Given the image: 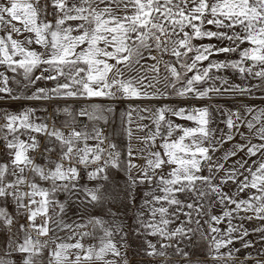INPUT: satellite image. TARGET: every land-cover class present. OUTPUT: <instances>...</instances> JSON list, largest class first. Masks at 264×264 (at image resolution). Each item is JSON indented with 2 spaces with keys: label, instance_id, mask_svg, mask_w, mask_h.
Returning <instances> with one entry per match:
<instances>
[{
  "label": "snow or ice",
  "instance_id": "6c2138e0",
  "mask_svg": "<svg viewBox=\"0 0 264 264\" xmlns=\"http://www.w3.org/2000/svg\"><path fill=\"white\" fill-rule=\"evenodd\" d=\"M49 7L52 20L47 19ZM0 26L6 30L0 35V66L4 69L0 71V93L13 100L168 99L174 95L211 101L225 96L251 98L254 90L264 91V0H0ZM22 32L32 35L13 38V33ZM205 39L218 43H194ZM33 43L43 51L33 49ZM145 53L156 63L146 69L141 65V70L156 76L152 80L142 74L126 77L122 68L133 69L146 58ZM221 54L225 59L214 58ZM164 55L172 59L164 62L162 91L157 85ZM227 71L260 83H233L222 74ZM8 72L22 76L11 78L22 90L38 81H51L54 86L36 87L27 97L13 95ZM214 107L221 111L220 105ZM62 111L70 119L51 127L36 116L35 108L0 115L4 148L0 153V230L9 234L8 247L20 254V264H120L126 256L121 248L126 247L127 237L122 210L126 214L129 208L135 210V231L143 241V256L151 258L148 264H168L169 250L188 259L180 245L191 243L197 232L207 241L213 264H264V108L242 104L235 110L223 109L227 131L219 137L220 130L212 127V106L164 104L141 109L149 115L140 120H151L154 125L150 129L137 124L138 131L149 129L140 138L145 145L141 151L148 152L143 164L133 162L131 146L127 161L122 160L116 144L105 147L107 137L102 129L79 127L68 107ZM105 112L114 109L92 105L78 115L107 123ZM127 115L131 123V112ZM172 117L195 126L175 123ZM127 134L131 138L130 128ZM236 135L243 142L234 143L214 160V154ZM38 136L47 138L41 152L43 164L34 156L41 150ZM158 139L160 150L151 151ZM239 152L244 156L225 168ZM252 157L258 159L249 164ZM205 166L207 175L203 174ZM120 171L126 176L123 185L115 178ZM221 171L224 175L214 182ZM82 172L93 186L80 183ZM228 182L236 185L235 193L223 190ZM141 185L151 187L137 205ZM60 193L77 198L82 194V202L106 208L104 215L111 219L91 216L87 223L75 225L57 221V227L71 234L66 239L57 237L49 248L48 239L40 238H48L51 231L50 207L58 208V214L64 212L65 204L57 199ZM241 193L247 196L238 198ZM216 204L223 207L218 215L211 213ZM9 205L14 211H9ZM193 213L207 218L201 224ZM38 217H43L42 223L36 222ZM21 219L25 222L20 223ZM245 221L261 224L250 231ZM193 222L198 226L195 229L190 226ZM222 223L227 225L224 229L219 227ZM253 233L259 234L260 254L253 257L249 252L240 261L242 250L255 247L248 239ZM85 238L98 243L85 245ZM0 264L6 261L0 258ZM123 264L128 261L124 259Z\"/></svg>",
  "mask_w": 264,
  "mask_h": 264
},
{
  "label": "rangeland",
  "instance_id": "374dc122",
  "mask_svg": "<svg viewBox=\"0 0 264 264\" xmlns=\"http://www.w3.org/2000/svg\"><path fill=\"white\" fill-rule=\"evenodd\" d=\"M101 7H103V5H101ZM113 7L115 8V5H113ZM119 11V10H117ZM49 15L47 16L48 20H52L53 19V14H52V9L51 7H49L48 9ZM70 23H76V22H70ZM17 27H21L19 25H16ZM5 30V29H4ZM6 31V30H5ZM25 33V32H22ZM14 34V33H13ZM194 43L196 44H208V43H213L216 44L218 43L215 40L209 41L207 39L205 40H197L194 41ZM152 55H156L158 57V59H160V55L159 53L153 51L151 53ZM145 59L141 60L139 65H134L133 69H128V68H122L123 72H127L128 76H135L138 74H142V75H147V77L149 78V80H152L153 77L156 76V73L151 72V71H147V70H141V65L145 66V69L147 68V66L153 65L156 63V61H153L149 58H147V53H145ZM215 59H220L223 60L225 59V55L221 54L218 57H214ZM235 58V57H233ZM172 58L168 55H164L162 57V61L160 63V72H159V77L158 79L160 80V83L157 85L158 88H160L162 91H165L164 89V76L166 75L165 69H164V62L170 61ZM207 63V62H205ZM37 75L39 74V71H37L36 73ZM223 75L227 76L231 82L236 83V84H241V85H248V84H258L260 83L258 80L252 79V78H248V79H242L240 78L237 74L231 72V71H227L222 73ZM154 82V81H153ZM40 84L41 87H53L54 83L51 81H38L36 83V85L32 86L29 88V91L31 93H33L35 91V88L38 87ZM9 86L12 89H15L13 91H18L19 87L15 82H10ZM149 91H152V89H149ZM167 91H171L170 89H167ZM23 94H25V92H23ZM2 98H4L3 96H0ZM0 98V103H3L4 101H2L3 99ZM7 99H11L10 97H6ZM2 99V100H1ZM63 100V99H61ZM23 101V102H22ZM25 99H17V100H13L11 102V110L10 112H18V111H23L26 108H33V106L35 104H37L39 100H33L30 103L26 105L24 103ZM65 101V107H68L73 114L76 117V121H77V125L83 123L84 125L80 126V127H86V129L88 131H91V129L93 127L96 128H100L103 129L104 127L107 129L109 136L115 141L116 145L119 147L121 146V142L120 141L122 139V134L124 132V128H125V111H126V106L129 105V103H135L134 105H147V104H151V105H158V106H162L164 104H167L169 106L172 107H200V106H204V105H209L212 106V112H213V120L214 123L212 124L213 128H217L220 131H217L216 135L217 137L220 136L221 131L226 132L227 128L226 125L223 123V121L226 119V116L223 115V109H231V110H235L238 107H241L242 104H247L250 106H255L257 108H264V91L256 89L253 92V95L251 98L249 97H237V98H233L231 96H225L222 98H217L211 101L208 100H193L191 98L188 99H182L179 97H176L174 95L170 96L168 99H120L119 101L113 100L112 98H108V97H94L91 99H84V98H77V99H67V100H63ZM8 102V101H7ZM13 104H17V105H13ZM1 105V104H0ZM92 105H99L101 108L103 109H107L108 107H111L114 109V112L112 113H107L105 112L104 114L108 117V121L107 123H105L104 121H90L86 116L85 117H80L78 115L79 111L83 108H91ZM215 105H220L221 106V111H216L215 110ZM28 106V107H27ZM3 110V111H2ZM9 111V109H7ZM4 109H1L0 107V115L3 114ZM124 114V116L122 117L121 114ZM66 119H70L69 117L65 116L63 118L62 123L66 120ZM241 131L246 132L247 130L244 128H241ZM236 142H243L241 140V137L239 135H236L235 140L234 141H230L228 143H225L223 145V147L217 151L214 154L213 159L214 160H219V158L223 155L224 151L232 148L233 144ZM256 142V141H254ZM90 144H94V141H89ZM54 155V154H53ZM124 156V154H123ZM244 156L243 152H239L236 156L231 157L226 163H225V168H229L232 167L234 162L239 160L241 157ZM258 159V157H252L251 159H249V164H251L252 160ZM223 162V161H220ZM205 175L208 174L207 172V167L205 166L204 168V172ZM224 172L221 171L219 173H217V181L214 182H218L219 177L223 176ZM242 179V177H241ZM81 184H87L89 187L93 186V182H89L88 179H84L80 181ZM120 183V182H119ZM120 184H124V182L120 183ZM223 190L225 192H228L229 194H233L236 192V185L228 182L227 184L223 185ZM79 198H77L76 195H71V194H66L65 195V209L64 212L61 213L60 218H58L57 220H55L53 223H51L50 229L52 231V233L54 234V238L53 240H56L57 237H59L60 239H66L71 233L68 229H61L60 227H57V221H63L66 224H72L75 225L76 223H87V221L89 220V218L91 216H101L104 215V213L106 212V208L102 209L101 207L97 206L96 208H93L91 205L86 204L83 201V195L79 194ZM137 202L141 201L143 199V192L140 190L137 194ZM247 193H241L240 196L238 198H242V197H246ZM181 199H185L184 196L180 197ZM190 201V198L189 200ZM207 207V205H206ZM218 208H215V205L212 207L211 209V213L212 214H220L221 211L223 210V207L221 205L218 204L217 206ZM207 210V208H206ZM207 217H204V219H206ZM196 219V218H195ZM199 219V218H198ZM204 219H203V223H204ZM234 223H238L239 220H235L233 221ZM194 222L192 223V225H190L191 227L193 226L194 228L196 227V225ZM261 222L260 221H252V222H248L245 221V227H247L250 231L253 227H258L260 226ZM226 223H222L221 225H219V227H221V229H224L226 227ZM198 227V226H197ZM196 227V228H197ZM204 228L206 230L207 226L204 225ZM1 231V230H0ZM78 238V237H77ZM248 239L252 240L255 242V247L251 248L250 250L252 252L255 253H260L258 250L262 249V245L260 243L259 240V234L258 233H253L252 235H250L248 237ZM5 240L4 239H0V245L4 244ZM184 250L185 249H192L193 252H196L198 254H201V256H197V257H193L192 259L195 260L196 264H213V261L211 260V256L208 254V248H207V241H203L200 239L199 236V232H197L196 236H193L192 238V242L188 243L187 241L182 242L180 245ZM235 247L239 248L240 244L237 242L235 244ZM255 257V256H253ZM244 257L239 256V260L243 261ZM10 261L8 260V258H6V264H9Z\"/></svg>",
  "mask_w": 264,
  "mask_h": 264
},
{
  "label": "crops",
  "instance_id": "0c3cea01",
  "mask_svg": "<svg viewBox=\"0 0 264 264\" xmlns=\"http://www.w3.org/2000/svg\"><path fill=\"white\" fill-rule=\"evenodd\" d=\"M17 25H19V24H17ZM19 26H21V25H19ZM4 34H5V30L2 26H0V35H4ZM30 35H32V34L27 33V32L21 33V34L14 33L13 38L18 39V40H23L26 36H30ZM31 47L37 51H43V49L39 45H36L35 43H33L31 45ZM110 62L115 63V61H110ZM3 70H4L3 66H0V71H3ZM124 74L126 77L128 76L127 72H124ZM7 75H9V77H10V82H14V80L11 79L13 77H15V79H22V76L19 74H14V73L8 72ZM38 85H39L38 87H41L40 84H38ZM13 90H15V89H13ZM23 92H25V94H23ZM31 94L32 93L29 91V89L22 90L19 88L18 91L17 90L13 91V95H20V96H24V97L30 96ZM0 96L4 97V98H2L3 100L1 99L2 101H4L3 103H0L1 109H4V111L10 112L11 105H12L11 104L12 99H9V98L7 99L6 97H8V96L6 94L0 93ZM24 99H25L24 103L26 105L31 104L30 102L33 101V100L26 99V98H24ZM134 104L135 103H131V104L129 103V105L126 106L127 109L125 111L126 112L125 113V115H126L125 116V128H124V132L122 134V139L120 140V141H122L121 146H119V147L117 146V148L124 154L122 160L127 161V159H128L127 151H128L129 146H131L132 151L135 153V158H134L133 162L138 163V164H143L144 163V157H146L148 155V152L147 151H143V152L141 151L142 149L145 148V145L141 142L140 138L147 135L149 129H145L144 131H138L137 130V124H147V125H149L150 129H154V125H152L151 120H148V119L140 120V116H148L149 115L148 112H142L140 110L144 109V108H153L154 109V108L160 107V106H158V105L155 106V105H151V104H147V105H134ZM13 105H17V104H13ZM170 107H172V106H170ZM7 109H9V111ZM134 109H135V111H133ZM129 112H131V123H129V117L127 115ZM172 119L175 121V123H178V124H184L186 126H195L192 122H189V121L180 120V119H177L175 117H172ZM129 128L132 130V133H133L131 138H129V136L127 134V129H129ZM113 142H114V144H116L114 140H113ZM159 144H160V140L158 139L156 142V146L151 148L150 150L151 151L160 150ZM112 172L116 173V170L113 169ZM115 178L120 183L121 182L123 183L126 179V176H125V173L123 171H120L116 175ZM121 185H123V184H121ZM150 187H151L150 185H141L139 187L137 193L140 190L142 192L147 191V190H149ZM140 202L138 201L137 205ZM188 202H190V201H188ZM217 206H218V204L215 205V208H218ZM134 211L135 210L133 208H129L126 210V214H124L125 210H122L123 223L125 225L124 231L127 233V237H126V241H125L126 247L121 248V252L126 253V256H122L120 258V264H123L124 259H126L128 261V264H141L142 261L144 262V264H148V260L151 259V258H145L143 256V252L141 249V245H142L143 241H142L141 237L137 236L136 231H135ZM185 211H187V209H185ZM101 216H103V218L106 220L111 219V217L106 216V215H101ZM193 217H194V219L195 218L201 219V224H203L204 217H197L195 215V213H193ZM180 219L184 220L185 217L183 215H181ZM193 225H196V224H193ZM196 227H197V225H196ZM192 228H194V227L192 226ZM87 230L91 231L92 230L91 226H89V228ZM99 234L100 233H97V235H99ZM116 239L119 240L120 237L117 236ZM83 243H85V245H87L90 243H98V241L95 239H91V238H85L83 240ZM185 251H187L189 254L188 259H183L180 256L174 255L171 253V250H169L168 264H196L195 260H193L192 258L197 257V256H201V254L193 252L192 249H185ZM249 252L251 253L252 256H257L260 254V253L252 252L250 249H248L246 251L242 250L238 254V256L245 257L246 255H248ZM44 256H45V254H44ZM108 259H112V257H108Z\"/></svg>",
  "mask_w": 264,
  "mask_h": 264
},
{
  "label": "built area",
  "instance_id": "2783aa9c",
  "mask_svg": "<svg viewBox=\"0 0 264 264\" xmlns=\"http://www.w3.org/2000/svg\"><path fill=\"white\" fill-rule=\"evenodd\" d=\"M120 99H116V101H119ZM38 103L35 104L33 106V108L36 109V116L40 117L42 119H45L46 122L49 124V126L51 127L53 125V123L56 124V126H60L62 124L63 118L66 116V114L62 111V109L65 107V101L63 100H53V101H37ZM84 125L83 123H81L80 125L78 124V126H82ZM103 133L104 135L107 137V141L105 144V147L107 146L108 143H114L113 140L109 137L108 131L107 129L104 127L103 129ZM38 139L41 142V150L38 151L37 153L34 154L36 160L38 163H44V159L41 155V152L45 146V144H47V138L43 137V136H38ZM4 150L3 148V141L0 140V153H2ZM118 151H120L117 148ZM121 153V159L123 158V153L120 151ZM53 158H55V154L53 155ZM82 180L87 179L86 174H84V172H82ZM65 195L66 193H60L57 196V199L62 202L65 203ZM9 211H14V207L12 205H9ZM59 213V209L55 208V207H50L49 209V215L52 217V222H50L49 227L51 226V223H53L55 220H57L58 218H60V214ZM25 221L23 219L20 220V223H24ZM38 224L43 222V217H38L37 221ZM33 237L36 238V233L33 232ZM54 238V234L52 233V231H50L49 233V237L48 238H43L41 237L40 239L44 240V239H48L49 242V248L54 247V244L52 243ZM0 239H4L5 243L2 245H0V258H3L6 261V258H8V260L10 261L9 264H11V262H15V264H20L21 261V257L19 253H16L14 251H12L11 249H9L8 245H9V234L7 233L6 230H1L0 231ZM45 257H47V250H45Z\"/></svg>",
  "mask_w": 264,
  "mask_h": 264
}]
</instances>
